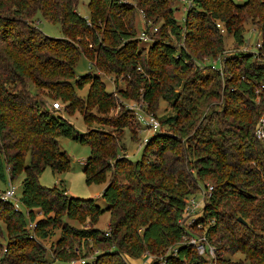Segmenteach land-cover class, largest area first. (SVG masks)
Masks as SVG:
<instances>
[{
    "label": "trees",
    "instance_id": "16d2710c",
    "mask_svg": "<svg viewBox=\"0 0 264 264\" xmlns=\"http://www.w3.org/2000/svg\"><path fill=\"white\" fill-rule=\"evenodd\" d=\"M80 1L0 0V177L5 180V170L13 181L25 174L20 201L27 209L25 213L12 201L0 200V264H50L37 240L50 238L57 229L61 237L54 253L61 264L78 258L72 246L77 240L118 247L86 264L102 259L131 264L146 251L168 248L173 249L170 255L153 264L207 263L206 256L184 241L193 232L182 220L190 198L209 186L212 193L192 231L200 224L198 230L217 255L241 252L249 264H264V234L255 229L257 225L264 231V145L255 133L263 113L255 93L264 85V62L257 52H238L223 60V74L215 71L205 77L197 72L184 82L173 74L191 70L194 57H218L225 51L226 35L245 44L250 19L261 22L264 50V0H189L182 23L175 17L177 0H134L136 5L90 0L87 17L78 11ZM138 9L149 21L163 19L166 30L183 38L185 46L156 40L148 51L142 49L136 38ZM38 15L59 24L63 36H49L35 26ZM82 55L104 72L132 77L152 108L160 98L173 107L172 114L160 119L169 130L154 133L139 159L120 151L126 150V129L137 138L131 110L103 119L110 130L91 126L96 121L92 111L109 113L118 97L107 91L99 75L76 78ZM85 85L89 87L82 98L77 89ZM133 87L132 93L119 89V95L138 98L139 88ZM176 87L183 90L176 93ZM210 98H223L224 103L219 112L205 115ZM58 99L82 113L86 132L47 106L48 100ZM60 137L91 148L86 182H108L101 195L104 206L93 198L69 195L63 182L53 187L40 183L47 167L53 172L71 168ZM104 212L110 213L109 235L95 226ZM38 214L42 218L37 219ZM66 217L89 218L91 225L78 229ZM31 222L33 229L28 227Z\"/></svg>",
    "mask_w": 264,
    "mask_h": 264
},
{
    "label": "rangeland",
    "instance_id": "374dc122",
    "mask_svg": "<svg viewBox=\"0 0 264 264\" xmlns=\"http://www.w3.org/2000/svg\"><path fill=\"white\" fill-rule=\"evenodd\" d=\"M124 2H133L134 5L137 3L134 0H122ZM236 3H245L247 0H234ZM90 0H81L78 5V11L83 16L87 17L89 15V4ZM175 6V17L176 20L179 22H183L186 11L189 7V0H177L174 4ZM137 36L142 43L140 46L142 49L146 51L149 50L151 43L155 42L156 40H166L169 41L179 48V46H185V40L179 38L177 35L172 34L169 30H166L164 27L163 19H159L156 23L153 21H149L146 19L145 13L143 10H137ZM35 26L39 29L43 30L47 35L52 37H62L63 33L61 30V26L57 23H51L45 20L41 15H38L34 21ZM261 22L257 19H250L248 23L245 24V38L246 42L243 45H238L235 43L231 36H227L225 38V51L222 54H219L218 57H208L204 56L201 58L194 57L193 66L191 70L186 72H178L173 71V74L182 78V82L185 80H192L194 73H201L205 77H208L212 74V72H220V74L224 73V65H222L220 70H215L210 67L211 64L219 62L220 60H224L230 56L237 54L238 52H257L259 54L258 60L260 62H264V50L260 51L258 48L259 44H262V32L260 31ZM220 31L222 34H226L225 28L222 24H218ZM143 31H147L149 35V40L144 41L140 38V35ZM145 52V51H144ZM224 64V63H223ZM88 73H92L94 75H99L106 83L107 91L113 92L116 97H118V103L115 107H113L109 113L107 114H100L96 109L93 112V117L96 118V121L93 120L92 127L95 128H104L106 130H110L111 127L103 125L101 123L103 119L106 118H115L117 117L121 111L123 110H131V114L136 119L135 128L137 130V138L132 139L131 132L126 129L122 133V144L125 145L126 150L120 149L121 153H125L131 159L137 160L142 155L143 148L147 145L149 138L154 135V132L150 130L146 126L145 123L140 121V114L144 117L150 114H154L159 119L162 118L164 114H172L173 107L170 105L169 101L163 98L157 99L156 105L152 108L151 104L148 101H145L143 98V94H141V90H143L142 85L136 84V82L132 79V77L125 78L123 75L116 76L114 73H107L102 71L101 69L97 68L96 61L89 59L82 55L79 58V61L76 66V78L80 76L86 75ZM131 82V84H130ZM222 82H224L222 80ZM135 88H139L140 96L136 99H128L123 98L119 95V89H123L125 91L129 90V92H133L134 86ZM88 85H85L82 89H77L79 95L82 98H85L88 91ZM235 89V88H234ZM233 89V90H234ZM182 87H176V93H180L182 91ZM137 91V92H138ZM257 95L255 99L256 105L261 107L262 114L259 115L257 127L261 122H264V85L258 86L256 93ZM175 100V99H174ZM54 102H59L61 104L60 113L66 116L76 127V129L80 132L87 131V125L84 121V117L81 112H73L67 105L61 100H48L47 106L52 107ZM224 100L223 98H210L209 103H207L203 107V112L205 115L211 114L214 111H218L221 109ZM134 108V109H133ZM161 121V120H160ZM89 128V127H88ZM257 129V128H256ZM163 131H168V127H163ZM256 133V130H255ZM257 137V136H256ZM260 140L264 145V140ZM60 146L63 150L67 151L71 159V168L67 171L62 172H53L50 167H47L42 175L40 176V183L46 187H53L55 185L61 186L62 182L64 183L66 189L68 190V194L73 197L88 199L93 198L95 199L100 205L104 206V200L101 198V195L107 185V181L103 183H91L88 184L86 182V175L84 172L85 162L87 158L90 156L91 148L88 145L81 144L76 142L68 137H60L59 138ZM29 162V157L27 159ZM255 162H252V165L255 166ZM25 177V174H21L16 180H11L9 177V173L5 170V180L0 177V194L7 188L8 183L11 181L16 187V198L12 201L17 207L22 210L23 212L27 213V209L23 206L20 201V197L22 194V181ZM207 182L213 184V181L208 180ZM260 197V196H259ZM258 197V198H259ZM200 198V196H199ZM0 200L4 201L1 196ZM201 209V208H200ZM199 209V210H200ZM198 210V211H199ZM201 216V213H196L194 217L198 218ZM42 218V215L38 214L37 219ZM67 221L71 226L75 228H83L85 226H89L90 220L84 219L83 221L78 219H68L67 217L64 219ZM109 221H110V213L104 212L99 221L95 224L101 230H105L106 232L110 231L109 228ZM190 221V220H189ZM33 223V222H32ZM34 226L29 224V228H35ZM3 228H5V224H2ZM199 225H197L196 229H193V232L197 235L203 234L201 230H198ZM255 229L257 230L258 234H264V231L260 230L257 225H255ZM61 237V230L57 229L55 234L46 240L37 241L45 248V257L48 259L50 264H61L55 255V250L59 246L56 247L59 238ZM88 241V240H87ZM184 241H187L185 239ZM70 246V245H69ZM67 245V248H69ZM73 248L77 250L78 258L75 260H79L81 258H87L88 262H94L97 256H101L106 254L110 250H115L118 248L116 246H108L107 244H102L98 242L91 241L90 243H85V240H77V242L73 243ZM173 251L172 248H168L163 252L160 253H153L146 251L147 255L142 256L141 258L134 259L131 264H153L154 261L159 260L163 261L167 255ZM145 253V254H146ZM131 259V258H130ZM211 259L207 258V263L203 264H210ZM215 262L217 264H249L246 260V257L241 252L238 253H227L221 252L219 255L216 256ZM98 264H107L104 259H102L101 263Z\"/></svg>",
    "mask_w": 264,
    "mask_h": 264
},
{
    "label": "built area",
    "instance_id": "2783aa9c",
    "mask_svg": "<svg viewBox=\"0 0 264 264\" xmlns=\"http://www.w3.org/2000/svg\"><path fill=\"white\" fill-rule=\"evenodd\" d=\"M190 4H191V1H189V5ZM140 38L144 41H148L149 40L148 32L143 31L140 35ZM261 46H262V44L260 43L257 49L261 48ZM222 65H223V59L220 60V63L216 62V63L211 64L210 67L218 71L221 69ZM50 108L57 110V111H60L61 104L59 102H54L52 104V107H50ZM139 118H140V121L145 123L146 126L148 128H150V130L153 131L154 133L160 132L162 130L161 121L154 114L147 115L146 117H144L140 114ZM256 136H257V138L264 140V122H261L258 125V127L256 129ZM16 189H17V187L10 181L7 185V188L5 190H3V192L0 194L1 198L5 202L12 201L14 198H16ZM212 190H213V186H209L208 189L204 188V189L200 190V192L197 195H193L190 198V200L186 206V212H185L184 219L182 220V223L184 224V226L186 228H188V231L190 232V234H191V232H193L191 229V226L198 219L197 217L195 218L194 215L198 212L201 213V215H203V208H204L205 200L210 197ZM199 196H200V198H199ZM15 208L17 210H20L17 207V205H15ZM30 225L34 226V224L32 222L30 223ZM199 227H201L200 224H199ZM106 234L109 235V232H106ZM186 239H187V242L192 244L197 249V251L200 255L206 256L207 258L211 259L210 264H217L215 262L216 256H217L216 248H215V246H213L209 243L207 237L204 234L197 235L196 233L193 232L191 235L186 237ZM146 255H147V253L144 254V256H146ZM86 263H88V259L87 258H81L79 260H73L70 264H86Z\"/></svg>",
    "mask_w": 264,
    "mask_h": 264
},
{
    "label": "water",
    "instance_id": "95a60500",
    "mask_svg": "<svg viewBox=\"0 0 264 264\" xmlns=\"http://www.w3.org/2000/svg\"><path fill=\"white\" fill-rule=\"evenodd\" d=\"M238 220H239L240 222H242V223L247 224V222H246L242 217H239Z\"/></svg>",
    "mask_w": 264,
    "mask_h": 264
}]
</instances>
